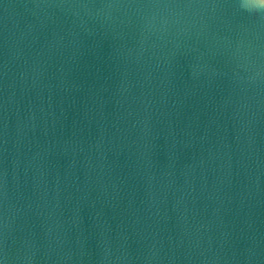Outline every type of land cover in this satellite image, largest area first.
Returning a JSON list of instances; mask_svg holds the SVG:
<instances>
[{"label":"water","instance_id":"obj_1","mask_svg":"<svg viewBox=\"0 0 264 264\" xmlns=\"http://www.w3.org/2000/svg\"><path fill=\"white\" fill-rule=\"evenodd\" d=\"M0 0V264H264V8Z\"/></svg>","mask_w":264,"mask_h":264},{"label":"clouds","instance_id":"obj_2","mask_svg":"<svg viewBox=\"0 0 264 264\" xmlns=\"http://www.w3.org/2000/svg\"><path fill=\"white\" fill-rule=\"evenodd\" d=\"M244 7L264 8V0H245Z\"/></svg>","mask_w":264,"mask_h":264}]
</instances>
